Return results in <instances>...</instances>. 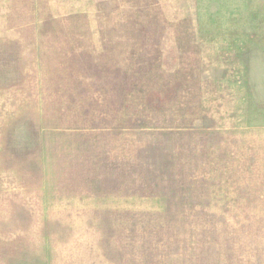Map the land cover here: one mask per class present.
Returning a JSON list of instances; mask_svg holds the SVG:
<instances>
[{
	"label": "rangeland",
	"instance_id": "obj_1",
	"mask_svg": "<svg viewBox=\"0 0 264 264\" xmlns=\"http://www.w3.org/2000/svg\"><path fill=\"white\" fill-rule=\"evenodd\" d=\"M0 264H264V0H0Z\"/></svg>",
	"mask_w": 264,
	"mask_h": 264
}]
</instances>
